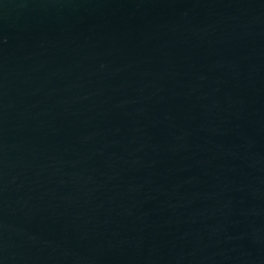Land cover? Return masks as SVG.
<instances>
[{"label": "water", "instance_id": "1", "mask_svg": "<svg viewBox=\"0 0 264 264\" xmlns=\"http://www.w3.org/2000/svg\"><path fill=\"white\" fill-rule=\"evenodd\" d=\"M0 264H264V0H0Z\"/></svg>", "mask_w": 264, "mask_h": 264}]
</instances>
